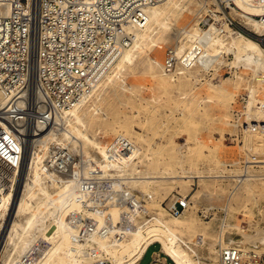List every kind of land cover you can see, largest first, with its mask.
Listing matches in <instances>:
<instances>
[{"label":"bare ground","instance_id":"bare-ground-1","mask_svg":"<svg viewBox=\"0 0 264 264\" xmlns=\"http://www.w3.org/2000/svg\"><path fill=\"white\" fill-rule=\"evenodd\" d=\"M234 1L241 9L240 11L232 7L234 12H237L247 25L252 26L258 35L264 36V10L251 0ZM203 7L204 4L200 0H160L131 12L126 19L121 20L120 26L110 24L113 33L118 35L112 45L115 49L112 55L108 59H102L95 74L90 73V86L77 102L70 108L60 107L51 124L42 120L36 121L28 140L33 142V138H37L32 147H24L18 183L11 184L7 189L0 185V264H86L97 259H110L113 264H137L146 250L155 243L161 244L162 251L175 264H191L192 255L183 253L179 240L176 241L175 238L176 233L184 234L194 227L193 219L186 217L188 201L183 200L182 196L173 199L171 205L177 199L186 204V208L179 215L167 217V212L159 207L150 211L146 217L145 213L137 211L136 198L144 196L153 200L154 193L162 184L176 181L185 185L194 177L203 175L179 174L168 168V165L153 170L151 165H157L158 162L145 160L139 149L123 153L119 152L120 145L104 146L97 140L96 131L93 129L97 130L96 125L101 119L107 120L114 114L115 109L110 104L111 101L120 99L122 92L135 89L133 84L128 83L127 77L137 74L138 69L144 68L150 77L160 79L166 89L172 81L186 72H195L196 69L190 67L192 57L187 51L185 38L200 36V27L196 25L191 30L186 29L179 25V19L184 12L198 13ZM253 14H260L261 18H255ZM85 16L91 17V14L85 13ZM201 19L202 24H207L209 12ZM215 21L217 24L219 20ZM215 34L217 39H222V46L211 47L210 50L219 49L218 53L224 49L228 53L231 52L229 49L232 50L235 57L232 64H243L253 72L252 80L249 81L252 85L249 87V106L253 111L256 102L255 86L261 81L259 75L264 74V47L260 41L239 30L234 31L228 24H224ZM125 35H129V39ZM121 37H125L126 45L121 43ZM169 37L175 39V44L167 48V55L162 63L154 58L151 52ZM108 46L110 44L106 42L105 47ZM168 54H172L174 63L169 64L171 61L167 59ZM189 93L185 92V97H188ZM5 103L6 98L0 91V105ZM260 106H264V99ZM60 113L63 114L60 121L63 126L59 131L49 129L46 136L43 135L47 128L60 119L57 118ZM261 118L258 116L256 121H261ZM51 143L67 147V153L72 156L76 155V152L83 153L86 156L84 169L76 166L70 176L62 178L56 175L54 170L49 169L45 160ZM54 158L57 159V154ZM136 158L138 161L134 160ZM256 162L264 164V160ZM253 166L252 163L249 165L248 173H239L238 185H249V182L255 179L264 180L263 174L254 177L250 170ZM220 175L216 174L214 177ZM82 178L110 179L113 185L109 189H97L94 184L91 187L90 182H82ZM245 191L248 190L245 188L242 192ZM94 192L103 195L106 200L100 201L93 196ZM111 193L113 197L118 194L126 195L129 197L128 201H133L134 204L115 203L110 200ZM231 201L229 198L225 204L227 213ZM139 203L141 205L138 208L142 209L143 204L141 201ZM124 217L127 223L123 222ZM227 220L226 227L231 225ZM218 234V242H224V233ZM242 235L252 243L258 240L247 234ZM233 242L235 240L232 239L229 243ZM211 249V252H216V247ZM150 264L164 263L158 259Z\"/></svg>","mask_w":264,"mask_h":264},{"label":"rangeland","instance_id":"rangeland-1","mask_svg":"<svg viewBox=\"0 0 264 264\" xmlns=\"http://www.w3.org/2000/svg\"><path fill=\"white\" fill-rule=\"evenodd\" d=\"M200 2L204 4L201 12H184L179 19V25L186 29L191 30L196 25L200 27V36L185 38L187 51L192 57L190 67L196 69L195 72H186L176 79L177 81H172V86L166 89L160 79L150 77L144 68L140 69L144 72L138 69L137 74L127 77L128 83L133 84L135 89L122 92L120 99L111 101L110 104L115 109L114 114H111V118L107 120L101 119L100 126L96 125L97 130L93 129L96 131L97 140L104 146L120 145L123 153H129L131 149H139L145 160L158 162L157 165H151L153 170L168 165V168L174 169L173 171L179 174L203 175L194 177L185 185L176 181L166 182L158 187L153 200L144 196L136 198L137 211L145 213L146 217L150 211L159 207L167 212L165 213L167 217L173 216L166 208V203L169 202L171 205L178 194L182 195L183 200L188 201L186 217L193 219L194 227L185 231V235L176 233L181 238L177 235L175 238L176 241L179 240L181 251L192 255L191 264H202L205 256L212 259L216 256L215 252H211V248L216 247L218 242L220 232L217 226L220 221L217 218L208 219L202 216V208L216 206L224 209L229 198L232 201L227 223L231 225L226 227L224 242L229 243L233 239L240 244L243 242L245 246L258 245L264 249V180L255 179L252 180L253 182L250 181L249 185L248 183L238 185L237 175L242 172L239 161L244 157V148L231 139V135L236 131L230 121L232 107L238 96L251 90L249 87L252 85L249 81L252 80L253 72L243 64H232L235 58L232 50L229 49L231 51L229 53L226 49L220 53H218L219 49H211L213 53L210 50L211 47L222 46L220 44L222 39H217L215 31L221 30L224 24H228L234 31L239 30L260 41L263 47L264 36L258 35L252 26L247 25L238 13L234 12L232 7L241 11L234 0H200ZM251 2L264 10V0H251ZM206 12H209V22L202 24L201 18ZM253 17L260 19L261 15L253 14ZM215 20H219L217 24ZM173 44L175 39L169 37L155 47L151 55L163 63L167 48ZM223 60L228 62L223 63ZM261 74L259 75L261 81L255 89L256 93L260 91L259 96L264 99V74ZM221 88L226 90L221 91ZM185 92L189 93L187 95L189 98L185 97ZM61 113L57 114V118L60 119L47 128L43 135L46 136L49 129L54 128L59 131L63 126L60 122L63 119ZM256 113L262 116V121L263 111L260 109ZM36 138H33V142H29L28 148L32 147ZM253 140L256 150L264 157V132L254 135ZM59 145L50 144L49 154L45 160H49L55 151H68L67 147ZM74 154L76 155L73 158H76L78 153ZM134 160L138 161L137 158ZM138 164L140 165L139 162ZM252 164L254 166L250 167V170L254 177H260L261 174L263 177L264 164ZM216 174L221 175L214 177ZM235 180H238L237 183ZM243 186L248 190L245 193L242 192L245 190ZM139 201L143 204L142 209L138 208L141 205ZM242 234L258 240L252 243ZM182 237H184L183 241ZM205 242L207 243L204 245ZM160 246V243L151 245L140 264L152 262L155 251H158ZM163 257L167 258L168 264H175L166 254H162L161 258Z\"/></svg>","mask_w":264,"mask_h":264},{"label":"built area","instance_id":"built-area-1","mask_svg":"<svg viewBox=\"0 0 264 264\" xmlns=\"http://www.w3.org/2000/svg\"><path fill=\"white\" fill-rule=\"evenodd\" d=\"M157 1L160 0H0V91L6 98L5 105H0V185L7 189L18 183L24 147L28 148L29 133L36 121L51 124L60 107L70 108L77 102L90 86V75L99 70L102 59L112 55L118 35L110 24L120 26L131 12ZM125 37L129 39V35ZM125 37L120 39L124 45ZM106 42L110 46L105 47ZM167 59L169 64L174 63L172 54ZM259 92L253 112L249 106L250 91L238 96L232 107L230 121L236 131L231 139L244 148V157L239 161L242 173H248L251 163L264 158L253 140L254 135L264 132V119L254 121L259 116L254 114L260 109L264 111V106H259L263 100ZM67 152L55 151L46 160L49 169L62 178L70 176L76 166L85 167L83 153L78 152L73 158ZM82 182L102 190L113 185L110 179L82 178ZM93 196L106 200L97 192ZM109 197L115 203L134 204L126 195L113 197L111 193ZM166 208L179 215L186 204L177 199L173 205L166 203ZM201 214L208 219L217 218L218 232L224 233L226 210L208 206L202 208ZM123 222L127 223L125 217ZM215 255L213 259L205 256L202 264H264V249L237 241L217 242ZM86 264L113 262L97 259Z\"/></svg>","mask_w":264,"mask_h":264},{"label":"crops","instance_id":"crops-1","mask_svg":"<svg viewBox=\"0 0 264 264\" xmlns=\"http://www.w3.org/2000/svg\"><path fill=\"white\" fill-rule=\"evenodd\" d=\"M146 251H147V250H146ZM145 253H146V252H145ZM145 253H144V255H146ZM162 254H165V253L162 251L161 246H160V249H159L158 251H155V256H154L153 261L159 259V260H161L164 264H168L167 258H165V257L161 258ZM144 255H143V257L137 262V264H140V263H141L142 259L144 258ZM153 261H152V262H153ZM150 263H151V262H150ZM150 263H149V264H150Z\"/></svg>","mask_w":264,"mask_h":264}]
</instances>
